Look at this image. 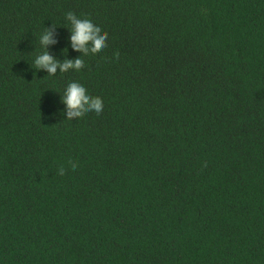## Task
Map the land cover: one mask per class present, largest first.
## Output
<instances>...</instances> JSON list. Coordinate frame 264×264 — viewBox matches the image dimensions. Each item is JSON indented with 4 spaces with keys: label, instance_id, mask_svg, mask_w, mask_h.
<instances>
[{
    "label": "trees",
    "instance_id": "obj_1",
    "mask_svg": "<svg viewBox=\"0 0 264 264\" xmlns=\"http://www.w3.org/2000/svg\"><path fill=\"white\" fill-rule=\"evenodd\" d=\"M0 264H264V0H0Z\"/></svg>",
    "mask_w": 264,
    "mask_h": 264
},
{
    "label": "clouds",
    "instance_id": "obj_2",
    "mask_svg": "<svg viewBox=\"0 0 264 264\" xmlns=\"http://www.w3.org/2000/svg\"><path fill=\"white\" fill-rule=\"evenodd\" d=\"M66 19L71 25L70 41L73 50L87 56L89 54L95 55L107 46V33H102L101 28L94 25L90 20L78 18L72 12L66 14ZM55 28L53 25L52 28L45 29L41 35L39 42L45 51L35 58L34 69L46 71L48 76H54L57 69L61 73H66L70 70H81L84 67V61L81 58H77L74 61L65 60L63 63H60L47 51L49 45L57 43L54 39ZM115 58L119 59V53L115 54ZM61 103L66 106L65 115L67 116V120L81 118L85 114L92 112L100 115L103 111L102 99L90 96L86 88L78 82H71L67 85ZM70 163L72 170L75 171L78 165L74 162ZM57 174L60 176L65 175V169L61 167Z\"/></svg>",
    "mask_w": 264,
    "mask_h": 264
}]
</instances>
